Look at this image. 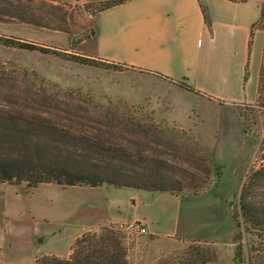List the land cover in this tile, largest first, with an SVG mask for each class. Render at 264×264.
I'll list each match as a JSON object with an SVG mask.
<instances>
[{
	"label": "trees",
	"instance_id": "16d2710c",
	"mask_svg": "<svg viewBox=\"0 0 264 264\" xmlns=\"http://www.w3.org/2000/svg\"><path fill=\"white\" fill-rule=\"evenodd\" d=\"M120 3L113 0L85 5L93 7L96 16ZM66 6L58 0H0V22L70 34L71 17ZM0 43L68 56L13 37H0ZM70 58L84 65L120 68L80 56ZM52 87L0 70V183H25L28 188L40 184L61 188L110 185L178 196L204 192L218 176L211 156L195 140L188 138L189 145L180 144L157 125L142 124L132 115H119L112 109L100 110L79 92ZM255 105L264 109V55ZM263 188L264 165L246 177L234 213L237 227L259 236H264ZM240 239L238 233L234 238L235 264L244 262ZM70 251L67 258L44 255L35 264H128V246L120 227L108 225L86 232L73 242ZM215 259L214 250L207 245L191 244L155 264H209ZM249 264H264V256L256 261L250 257Z\"/></svg>",
	"mask_w": 264,
	"mask_h": 264
},
{
	"label": "crops",
	"instance_id": "0c3cea01",
	"mask_svg": "<svg viewBox=\"0 0 264 264\" xmlns=\"http://www.w3.org/2000/svg\"><path fill=\"white\" fill-rule=\"evenodd\" d=\"M105 1L113 0H78L82 4ZM120 1L96 14L89 56L119 66V70L69 62L72 66L94 69L102 80L106 79L99 86L87 84L92 96L148 107L155 110L158 120L193 132L197 137V123L208 116L215 115L212 119L216 123L230 115L242 119L237 107L256 102L264 55V28L259 25L263 0ZM1 27L2 23L0 32L6 33ZM3 48L10 53H36ZM130 190L136 199L129 220H114L111 213L102 209L103 216L95 227L86 225L66 238L68 252L64 258L70 255L73 242L82 234L110 224L138 222L146 227L147 234L138 236L128 251V264H133V260L134 264H155L162 256L190 243L216 244L214 235L217 239L220 235L224 239L231 236L227 208L223 214L217 213L222 218L218 228L202 235L204 238L186 241L169 232L172 215L161 204L168 198L183 197Z\"/></svg>",
	"mask_w": 264,
	"mask_h": 264
},
{
	"label": "rangeland",
	"instance_id": "374dc122",
	"mask_svg": "<svg viewBox=\"0 0 264 264\" xmlns=\"http://www.w3.org/2000/svg\"><path fill=\"white\" fill-rule=\"evenodd\" d=\"M60 2L68 5L65 10L71 17L70 34L8 22L2 23L4 27L1 28L6 33L0 32V37L37 43L68 56L36 51L10 53L0 43V70L36 85H46L51 89L56 86L62 92H79L90 100L92 106L100 110L112 109L119 115H132L145 125H157L169 132L168 137H176L180 144L189 145L188 138L198 142L202 150L211 156L218 176L212 178L204 192L197 195L182 193L179 195L183 197L181 199L168 198L161 203L166 212L172 215L168 230L186 241L204 238L202 235L218 228L222 218L217 213L220 211L223 214L227 208V225L231 236L224 239L220 235L217 239L214 235L216 244L193 242L170 255L181 252L191 244H204L213 249L216 255V259L209 264H235L233 255L237 243L234 238L239 233L244 249L242 264H249L250 257L255 261L263 257L264 236L250 234L243 227H237L234 213L238 211V197L246 177L264 165V109L258 108L255 103L239 106L237 110L242 119L228 115V119L222 117L221 123L213 121L215 115L208 116L202 123H197V137L193 132L158 120L155 110L148 107L134 106L119 99L92 96L87 84L99 86L100 83H106V79L102 80L94 69L72 66L69 62H75L70 56L92 59L89 56L93 49L94 8L86 7L78 1ZM259 25L264 28V17ZM61 33L66 35L68 41ZM22 37L45 42L29 41ZM23 72L26 73L25 78ZM133 193L128 188L110 185L61 188L55 184H40L28 188L25 183H0V264H35L37 258L48 254L64 258L68 252L66 238L86 225L95 227L103 216L100 212L102 209L111 213L114 220H129L136 199ZM212 225H215L214 228L210 227ZM123 234L129 251L138 236Z\"/></svg>",
	"mask_w": 264,
	"mask_h": 264
},
{
	"label": "built area",
	"instance_id": "2783aa9c",
	"mask_svg": "<svg viewBox=\"0 0 264 264\" xmlns=\"http://www.w3.org/2000/svg\"><path fill=\"white\" fill-rule=\"evenodd\" d=\"M261 10H262V13H261V18H262V17H264V0L262 3ZM120 229L122 232L127 233L128 235L140 236V235L147 234L146 227L144 225H142L141 223H138V222H132V223H128L126 225H122V226H120Z\"/></svg>",
	"mask_w": 264,
	"mask_h": 264
}]
</instances>
